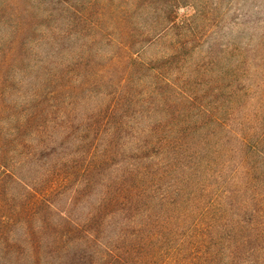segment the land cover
Masks as SVG:
<instances>
[{
    "label": "rangeland",
    "instance_id": "374dc122",
    "mask_svg": "<svg viewBox=\"0 0 264 264\" xmlns=\"http://www.w3.org/2000/svg\"><path fill=\"white\" fill-rule=\"evenodd\" d=\"M181 125L185 164L211 171L159 146ZM4 166L16 207L42 193L14 217L7 264H97L136 228V206L111 201L128 186L169 213L175 189L198 210L220 200L229 225L259 230L226 264H264V0H0Z\"/></svg>",
    "mask_w": 264,
    "mask_h": 264
},
{
    "label": "trees",
    "instance_id": "16d2710c",
    "mask_svg": "<svg viewBox=\"0 0 264 264\" xmlns=\"http://www.w3.org/2000/svg\"><path fill=\"white\" fill-rule=\"evenodd\" d=\"M194 131V126L184 127V125H181V129L171 128L163 139H159V146L163 150H169L167 151L169 160L182 161L179 166L183 170L185 168L192 169L191 175H194L195 172L199 174L204 171H211L200 161L197 162L195 167H187L184 156L178 151L181 144L187 142L188 132L193 133ZM191 148L194 153L201 151L196 148V145H192ZM7 170L10 171L5 166L0 167V247L4 242L8 244V242L16 241L14 235H11L17 228L14 227L17 225L15 215L26 217L32 213L33 206L41 202L39 197H42V193H34L32 197L27 198V202L23 201L19 207H16L14 196L9 194L10 187L2 178L3 175H9ZM168 176L163 177L164 180ZM129 180L134 185L141 184L138 176H129ZM223 182H227V179L224 178ZM224 183H222L223 186H225ZM125 191L124 195H114L111 201L122 205V208L126 209L136 206L137 212L133 216L124 218L127 225L136 228L131 235L123 233L120 237L117 234L121 240L118 247L105 246L106 249L103 250L101 255L98 249L96 253L97 264H149L147 257L151 254L158 257L159 264H226L231 258L237 256L238 250L245 248V244L246 248L249 246L250 236L255 237L259 234V230L251 228L250 219L247 220L248 222H239L238 226L233 222L232 225H229L228 220L224 218L226 216L225 206L220 200H218L220 204H210L208 208L203 210H198L197 206L191 207L192 191L189 193L187 190L180 188L171 191L169 194L167 192L169 204L172 206L170 213L165 211L163 202H150V199L155 198L153 197L154 191L151 188L150 191L143 194L132 186L125 188ZM163 197L166 198V195H163ZM146 200H149L150 203H148V207L143 209L142 203ZM189 206L190 210L187 216L190 217V223L188 225L185 222L170 220ZM140 217L144 218L143 227H140L138 223ZM144 233H146V236H144ZM230 237L234 239L232 244ZM224 243L229 253L225 261L222 256H219L220 253L224 254ZM251 251H254V249ZM7 260L2 258L0 264H7Z\"/></svg>",
    "mask_w": 264,
    "mask_h": 264
}]
</instances>
